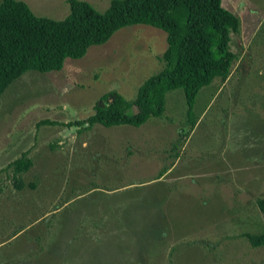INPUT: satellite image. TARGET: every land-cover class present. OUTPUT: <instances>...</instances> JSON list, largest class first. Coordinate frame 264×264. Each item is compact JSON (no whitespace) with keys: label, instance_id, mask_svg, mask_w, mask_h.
I'll use <instances>...</instances> for the list:
<instances>
[{"label":"rangeland","instance_id":"1","mask_svg":"<svg viewBox=\"0 0 264 264\" xmlns=\"http://www.w3.org/2000/svg\"><path fill=\"white\" fill-rule=\"evenodd\" d=\"M21 1L36 16L69 13L67 0ZM82 1L98 12L111 2ZM233 3L222 0L226 10ZM240 4L231 75L201 89L190 117L178 89L166 94L163 116L139 128L75 126L103 94L133 100L163 69L166 34L150 26L123 28L83 58L66 60L62 71H29L9 86L0 98V264H264V247L241 237L264 232L256 206L264 198V0ZM23 154L31 166L15 174L10 165ZM173 163L175 172L157 179ZM224 163L256 167L261 180L239 187L229 181L232 171L226 179L219 171L224 186L206 209L184 191L175 194L186 182L173 185L175 175ZM206 179L216 181L215 174Z\"/></svg>","mask_w":264,"mask_h":264},{"label":"trees","instance_id":"2","mask_svg":"<svg viewBox=\"0 0 264 264\" xmlns=\"http://www.w3.org/2000/svg\"><path fill=\"white\" fill-rule=\"evenodd\" d=\"M66 3L68 15L54 20L34 15L21 0H1L0 98L25 73L60 72L66 60L83 58L90 47L105 44L123 28L144 25L166 34L167 48L160 57L163 69L138 87L133 100L117 91L99 97L94 113L75 123L85 131L97 124L139 128L150 118H161L166 94L178 89L183 91L190 117L201 89L216 79L225 83L238 59L229 45L231 36L240 32V20L222 6V0H111L104 12L82 0ZM196 123L195 118L189 123L191 130ZM30 166L24 154L10 165L15 174ZM256 206L264 215V198H258ZM241 237L253 249L264 247V232Z\"/></svg>","mask_w":264,"mask_h":264},{"label":"crops","instance_id":"3","mask_svg":"<svg viewBox=\"0 0 264 264\" xmlns=\"http://www.w3.org/2000/svg\"><path fill=\"white\" fill-rule=\"evenodd\" d=\"M232 1L234 2L233 3L234 4V7L236 5L237 8L239 9V7L241 6L240 3H241L242 0H232ZM234 7H233V9L229 8L230 10H228V11L236 15V11L237 10ZM251 12L252 13H255L256 11L254 12V11L251 10ZM202 115H203V113L201 114V116ZM201 116H199V117H201ZM199 119L200 118H198L197 122L199 121ZM262 146L263 147H262V149L260 151L261 153L259 154V156L264 158V145H262ZM239 154H241V153H239ZM222 167H224V168H222L223 170H220V169H209L207 171L204 170V171L200 172L198 175H195V176H191L190 174H186V175H183V174H181V175H175L174 178L171 180V181H174L173 185H177L178 184V185L183 186L182 184H179L178 182L183 181V180L186 181L185 184H184L185 185L184 187H178L177 186V188H175V194H177L178 191H184L189 196L191 195L193 199L197 200V204L196 205H200V206H202V208L205 207V209H206L210 205V202H213V203L217 202L218 199L215 200V198L218 195L217 194V191L220 190L219 186L220 185H221V187L224 186V184L221 183L222 182L221 181L222 180V177L221 178L218 177V175H219L218 173H220L219 171H221V173H224L225 174V176H224L225 179H226V176L228 174H231L233 172L235 179L233 177V179H231L229 181H234L233 182V185H238V184L241 183L239 185V187H242L241 186L242 183H243L244 186H254V184L257 181L259 182L261 180V178H260V173L261 172L259 170H256L255 169L256 167L250 166L249 168H245V170L238 169V168L233 169V168H227L226 165H225V163L222 165ZM262 167L264 169V166H262ZM175 168H176V165H175V163H173L172 166H170V167H168V168L165 169L166 172L163 174V176L164 175L169 176L170 174H172L173 172H175ZM230 171H232V172H230ZM243 172L247 173L246 176H248V177H245V178H242V177L241 178H237ZM211 173L215 174L216 181H214V182H212L213 180H211V179L210 180H207L206 179V176L209 175V174H211ZM263 174H264V171L262 172L261 175H263ZM225 179H224V182H226ZM236 179H239V180H236ZM207 181H210V183L213 184V186L211 188H209ZM197 182H199V183L196 184ZM229 184H231V182ZM243 188H245V187H243ZM210 189H212V192L214 191V193L212 195H211V193H208ZM238 192L239 191L237 190V193L236 194L239 195ZM221 203L222 204H225L224 202H221ZM111 232L114 233V231H111ZM114 234H115V236L116 235L117 236H121V235H119L117 233H114Z\"/></svg>","mask_w":264,"mask_h":264}]
</instances>
